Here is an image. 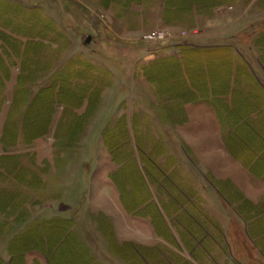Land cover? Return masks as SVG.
Here are the masks:
<instances>
[{
	"label": "rangeland",
	"instance_id": "obj_1",
	"mask_svg": "<svg viewBox=\"0 0 264 264\" xmlns=\"http://www.w3.org/2000/svg\"><path fill=\"white\" fill-rule=\"evenodd\" d=\"M90 253L264 264V0H0V264Z\"/></svg>",
	"mask_w": 264,
	"mask_h": 264
},
{
	"label": "crops",
	"instance_id": "obj_2",
	"mask_svg": "<svg viewBox=\"0 0 264 264\" xmlns=\"http://www.w3.org/2000/svg\"><path fill=\"white\" fill-rule=\"evenodd\" d=\"M90 254H91V255H90ZM90 254H88V255H89L91 258H93V259H90V260L95 261V264H99V263H98L99 259L96 257V255L92 256L93 253H90ZM198 254H199V253H198ZM191 257H192V258H190V259L194 260L195 263H197V261L199 260V255H197L196 251H194L193 249H192V251H191ZM100 264H101V263H100Z\"/></svg>",
	"mask_w": 264,
	"mask_h": 264
}]
</instances>
